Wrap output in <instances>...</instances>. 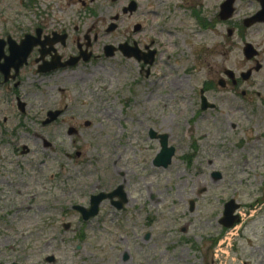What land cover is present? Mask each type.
<instances>
[{
  "label": "rangeland",
  "instance_id": "1",
  "mask_svg": "<svg viewBox=\"0 0 264 264\" xmlns=\"http://www.w3.org/2000/svg\"><path fill=\"white\" fill-rule=\"evenodd\" d=\"M20 1L0 0V36H22L34 16L45 13L62 26H79L81 40L99 37L92 48L101 55L95 61L46 77L39 85L38 78L27 75L19 94L28 103V116H44L63 104L70 107L63 123L69 117L90 122L76 137H67L62 126L53 134L61 149L80 150L100 185L122 186L129 201L123 213L104 205L102 215L87 225L83 241L64 234L61 219L55 212L44 217L43 209L59 199V188L39 179V161L52 167L46 156L54 158L56 152L42 151L38 141L25 135L21 140L31 150L27 156L0 151V166L31 173H23L13 187L3 184L0 264H51L46 261L50 256L53 264H118L124 250L131 255L127 264H264V29L240 32L228 25L195 24L192 10L200 8L208 21L212 16L207 12L216 11L223 0H133L138 9L131 16L121 12L130 0H34L33 11L23 9ZM241 6L234 20L252 11L248 2ZM116 16V32L106 34ZM136 24L142 26L139 33L133 32ZM127 40L141 50L153 49L155 62L141 71L120 54L103 56V46L116 48ZM245 43L259 51L262 70L235 90L210 92L216 108L200 113L194 95L205 82L216 83L226 70L238 75L254 68V61L242 56ZM169 82L177 83L175 89ZM9 101L10 94L2 93L0 112ZM150 129L168 133L175 148L166 170L152 165L159 145L148 138ZM29 130L40 129L29 125ZM212 172L222 179L214 182ZM229 199L240 205L243 223L224 233L209 256L204 242L221 234L216 220ZM145 233L151 236L147 243ZM192 246L201 249L191 251Z\"/></svg>",
  "mask_w": 264,
  "mask_h": 264
},
{
  "label": "flooded vegetation",
  "instance_id": "2",
  "mask_svg": "<svg viewBox=\"0 0 264 264\" xmlns=\"http://www.w3.org/2000/svg\"><path fill=\"white\" fill-rule=\"evenodd\" d=\"M247 1L252 8V11H250L252 13L250 15H252L254 19V16L261 10V2L264 0ZM235 2L236 4L233 10V16L238 12L241 13V10L243 9L241 6L242 0H235ZM207 14H211L212 16L210 20H197V22L203 26L213 27L227 24L232 28L242 27L244 24L245 17H241L239 20L233 21L232 18L226 22L221 20L218 10L213 13L207 12ZM39 18L41 17H38L36 20H32L26 30L22 31V36L25 33H29L34 36L33 39L36 42L27 57L26 63L23 64L18 71H16L15 67L12 66L9 73H7L8 79L6 81H3V78L0 75V102L2 93L10 94L13 98V101H9V104L5 107L4 111L0 112V151L5 150L8 153H20L22 156H27L31 153V150L29 146L21 140V138L28 135V137L32 138L35 142L38 141L40 143L42 151L53 150L56 152L54 158L48 155L46 156L47 160L52 162V167L49 168L42 160L39 161L38 165L40 167V182L44 183L46 180L49 188L58 187L59 194L61 195L58 200H54L52 203H47L45 207L43 206V209L45 210L44 217L48 212H55L54 214L61 219L60 231L64 234L68 233L73 236L80 237L84 235V232L86 231V229L83 228L87 227L91 221L98 219L102 215L104 205L110 206L114 210L115 202H118V198L112 200L108 198L105 199L100 203L98 213L95 217L90 218L87 221L83 220L82 213L76 208L80 207L86 210L89 209L90 200L93 196H97L100 193L110 195L113 193L114 188H109L99 184L98 177L94 175V171L87 169V166L89 163L91 164V162L81 159L80 150L75 149L74 146H72V150L61 149L58 145L60 141L55 134H53V129L55 127L60 129L59 126L65 127V135L67 137H76L79 135L80 128L87 129L90 127L91 123L78 117H69L63 123L64 117L70 113V107L65 105L63 106L62 104L61 107L59 106L60 108L58 107V109H55L60 112V115L53 121L44 124L47 119L48 111L44 114V116H28V103L20 96L19 91L21 90L27 75L38 78L39 80L36 83L39 85L43 83L46 77L63 74L66 71L74 72L78 66L95 61L101 55H97V53L93 52L92 48L98 43L99 38L95 34L91 40L88 35H85L81 40V38L78 37V27H71L69 24V28H72V31H70L68 27L50 21L51 19L44 17L41 19ZM257 27L264 28V22H257L253 25V28ZM138 28L139 30L133 32L139 33L142 31L141 25H139ZM37 32L39 33L38 37L35 36ZM60 35H64V38H61ZM22 36H11L15 42V46L22 40ZM125 43L127 44V54L129 55V58L126 59L135 61L140 65L141 71L144 70V65L140 62L142 59V50L139 48L138 43L134 40H127ZM145 49L146 47L144 50ZM4 51L7 53V46ZM84 51H86L87 54H90L88 62L84 63L79 60L77 61V64L72 67L49 70V68L65 64L67 62L72 63V60H76V58L80 56L81 52ZM102 52L104 56L105 46L102 47ZM134 53L137 55H133ZM116 54L119 55V53H115V55ZM137 59L140 60L138 61ZM155 59H152L153 62ZM43 66L44 68L41 69L40 67ZM41 70L49 71L46 72ZM81 79L82 76H80L77 81H80ZM68 80H70V78ZM227 84L229 83L227 82ZM170 85L171 87L174 86L173 83ZM225 87L227 89L230 88V86H226V84ZM213 90V84L208 83L204 86L206 95ZM29 94L31 95V91ZM164 98L165 101L168 102V98ZM197 98L200 100V94H198ZM125 103L130 104V101L127 100ZM29 125H36V128L40 130H34V132H32L29 130ZM162 125H164V122H162ZM168 138H170L169 135ZM42 168H46V170L43 171ZM50 171L51 173H49ZM23 173L31 175L29 171H21L17 169L8 171L5 167L0 166V196H3L1 193L3 184L13 187L17 178H21ZM50 193L51 192L48 194ZM126 195L127 196L122 208L117 210H122V212L118 213H123L125 211V207L129 201L128 193H126ZM143 239L144 241H147L145 240V236ZM117 242L120 241L117 240ZM127 261H131V255L128 252L121 256L119 262L123 264Z\"/></svg>",
  "mask_w": 264,
  "mask_h": 264
},
{
  "label": "water",
  "instance_id": "3",
  "mask_svg": "<svg viewBox=\"0 0 264 264\" xmlns=\"http://www.w3.org/2000/svg\"><path fill=\"white\" fill-rule=\"evenodd\" d=\"M253 23V22H252ZM250 25V24H248ZM10 45V57L7 59V61L14 63L15 61H18V59L20 60L19 64H22L25 60V58L27 57V54L29 52V49L32 47L33 43L27 39L22 42V44L20 45V47L14 48L12 47L11 44ZM122 49V48H121ZM3 44L0 43V57H2L3 53ZM255 55V52H253V48L250 45H247L244 49V56L247 60H250L253 56ZM22 56V57H21ZM21 57V58H20ZM250 73L248 72L246 75L243 76L244 79H246L248 77ZM205 100H202V109H205L206 107L204 106ZM211 108V107H210ZM162 146V151L156 156L155 160H154V165L157 167H163L166 168L171 160V157L173 156V149H167L166 148V141L164 140L161 143ZM215 179H218V175L217 176H213ZM237 209V206H235L233 204V202H230L226 205V209H225V219L228 220V223H226V227H231L234 223V221H236V217H233L232 214L233 212Z\"/></svg>",
  "mask_w": 264,
  "mask_h": 264
}]
</instances>
